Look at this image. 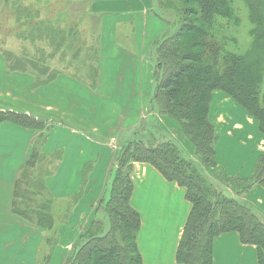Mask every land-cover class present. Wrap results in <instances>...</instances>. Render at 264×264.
Returning a JSON list of instances; mask_svg holds the SVG:
<instances>
[{"label": "crops", "instance_id": "1", "mask_svg": "<svg viewBox=\"0 0 264 264\" xmlns=\"http://www.w3.org/2000/svg\"><path fill=\"white\" fill-rule=\"evenodd\" d=\"M155 3L91 0L88 10L97 15L99 25L95 91L85 78L72 74L33 88L32 74L6 72L0 57V109L49 124L48 130H39L0 121V264H65L82 230L99 212L119 148L131 135L142 133L154 143L171 138L186 157L194 158L193 145L177 123L149 106L154 84L149 52L168 21L157 16L160 8ZM231 100L221 90L212 92L209 119L216 135L226 131L224 140L215 142L216 164L227 175L248 178L264 154V135L243 108L238 109L240 119L227 116L224 102L239 106ZM221 142L226 144V159L218 149ZM34 145L48 155L61 153L55 170L44 178L55 220L52 236L57 243L52 248L40 226L10 207L14 182ZM242 151L244 157L237 158ZM131 181L130 205L140 216L136 244L142 264H182L176 253L191 211L185 188L147 162L132 163ZM239 198L264 221L262 185ZM211 255L212 264H258L255 245L242 243L236 231L214 237Z\"/></svg>", "mask_w": 264, "mask_h": 264}, {"label": "trees", "instance_id": "2", "mask_svg": "<svg viewBox=\"0 0 264 264\" xmlns=\"http://www.w3.org/2000/svg\"><path fill=\"white\" fill-rule=\"evenodd\" d=\"M161 1L166 11L172 8L173 25L177 22L178 25L169 33L167 21L168 30L153 45L158 60L154 63L149 106L177 123L193 145L194 158L186 157L171 138L155 144L135 139L121 146L105 195L109 194L108 199L104 197L98 204L102 212H97L82 230L65 264H142L136 244L140 216L130 205L131 167L136 161L153 165L167 180L186 190L191 211L176 253L179 263L212 264L214 237L236 231L242 243L255 245L257 262L264 264V221L239 198L255 185L264 187V154L250 177L227 175L223 168H217V135L209 119L212 92L221 90L256 121L264 135V0H238L245 7L249 22L248 45L244 47L230 30L234 27L236 31L235 25L241 22L237 0H182L181 10L180 0L175 7L172 1V6ZM23 13L37 17L27 8ZM26 19L28 34L24 37L30 41L49 34L57 44L68 37L75 39L72 30L52 31L49 26L33 21V17ZM91 49L92 63L85 66L88 81L95 79L98 72V49ZM4 58L9 71H29L37 86L55 79L59 73L67 74L50 69L33 56ZM0 121L49 129L46 120L12 110L0 109ZM142 127L141 124L137 131ZM60 158V152L48 155L34 145L18 172L10 205L12 213L44 230L51 248L57 243L52 236L55 220L44 178L55 170ZM202 168L210 169L212 175H205Z\"/></svg>", "mask_w": 264, "mask_h": 264}, {"label": "rangeland", "instance_id": "3", "mask_svg": "<svg viewBox=\"0 0 264 264\" xmlns=\"http://www.w3.org/2000/svg\"><path fill=\"white\" fill-rule=\"evenodd\" d=\"M163 1L169 6H172V2L174 3V7L179 5L178 0ZM181 2L182 0H180V10L182 7ZM90 3L91 0H0V57H3V59L5 60L4 56L7 57L9 55L33 56L35 59H39L40 62L46 63L50 69H58L67 74L74 73L78 77L81 76V78H85L84 82L86 86L92 91H95V88L97 86L96 77L95 79H93L94 81H88V78L85 77L86 63H92L93 60L94 53L91 48L98 49V19L96 17V14L95 16L94 14L89 13L88 8ZM240 3L241 2H239L238 0L236 1V4L239 8L238 15H240L241 17V22L240 24L235 25V29H237L236 31L233 30L234 27H231L230 30L234 34H236L235 36L239 45L244 47L245 45H248L247 42L249 37L247 30L249 28V22L245 12V7ZM156 4L157 8H160L159 13L156 11L158 13L157 16L160 15L161 17H164L168 20V28L170 27L169 33H173L178 25V22L177 24L173 25L174 13L172 8L170 7V9L166 11L165 5L162 4L161 0H157V3H155L154 5ZM26 8L29 9V11L36 13L37 17L33 15L27 16L26 14H24L23 10ZM26 17H33V21H39L40 23H43V25L49 26L52 31L55 29L72 30L71 33L75 34L74 38L76 39L77 43H75V39L68 37L62 44H57L52 40L51 34L43 35L41 39L38 38L34 41L26 39L24 37L28 34ZM168 28L166 26L163 32L158 36V38H160L168 30ZM69 38H71L72 40L70 41ZM78 40L80 41L81 45L79 44ZM154 49L156 51V48H154L153 46L150 48L149 55L155 63L156 52L154 51ZM156 60H158V58ZM160 60L162 61V59ZM4 67L5 71L8 73L24 72L31 75V73L27 70L9 71L6 65H4ZM28 68H30L29 70H31L30 66H28ZM60 75L63 74H57V76ZM45 84L42 83L39 86H45ZM32 86L33 88L37 87V85L34 84V79ZM213 103V108H216L219 104L215 100ZM222 105L223 104H221V107ZM224 105V112L227 114V116H230H228L229 118H234L236 120L240 119L241 116H243L238 110H242V107L240 105L237 106L238 108L233 102H224ZM234 106L236 108L235 110H233ZM47 125L49 124L47 123ZM225 133L226 131L224 128L223 131H220V134L218 133L217 141L218 138L221 141L224 140ZM145 136L146 135L142 133L131 135V141L135 139H146L148 142H150V144H155L154 141H152L148 136ZM224 146H226V144L224 142H221L219 143L218 149L220 148L219 150H221V152L223 153L222 155L226 159V155L224 154ZM236 157H244L243 151L240 153H236ZM201 170L203 173H205V175H212V171L210 169L202 168ZM217 186L220 189L223 188L221 185L217 184ZM226 191V194H230L228 190ZM108 195L105 197V199H108ZM101 212L102 207L101 205H99V213Z\"/></svg>", "mask_w": 264, "mask_h": 264}]
</instances>
